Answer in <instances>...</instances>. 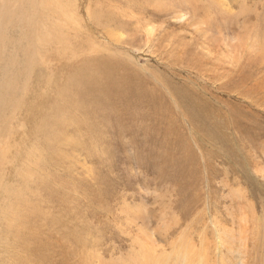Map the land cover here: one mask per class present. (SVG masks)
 I'll list each match as a JSON object with an SVG mask.
<instances>
[{
  "label": "rangeland",
  "instance_id": "1",
  "mask_svg": "<svg viewBox=\"0 0 264 264\" xmlns=\"http://www.w3.org/2000/svg\"><path fill=\"white\" fill-rule=\"evenodd\" d=\"M90 1L105 26L94 36L140 69L151 82L139 87L150 92L144 107L122 110L111 128L99 125L104 140H90L83 121L80 134L67 135L80 144L50 151L51 168L38 172L55 189L37 201L55 264L146 263L151 248L164 264H264V0ZM189 98L197 122L228 124L224 137L196 125ZM170 101L178 104L172 113ZM170 120L171 129L158 127ZM181 134L196 155L183 183L168 178L178 176L177 162L161 169L165 152L181 157ZM163 137L170 142L161 161L151 152L165 150Z\"/></svg>",
  "mask_w": 264,
  "mask_h": 264
},
{
  "label": "bare ground",
  "instance_id": "2",
  "mask_svg": "<svg viewBox=\"0 0 264 264\" xmlns=\"http://www.w3.org/2000/svg\"><path fill=\"white\" fill-rule=\"evenodd\" d=\"M92 8L90 0H0V264H55L51 255L53 240L48 233L50 224L37 207V201L46 200L55 189L38 172L51 166L54 157L50 151L80 144L76 139L69 143L67 135L74 130L79 132L83 121L89 124L83 128L90 140H102L104 131L99 125L111 128L114 122L121 121L122 110L146 104L143 94L150 91L139 86L140 81L146 85L150 79L143 78L140 69L131 68L120 52L94 36L105 26ZM80 11L87 13L88 22ZM107 28L102 34L111 37ZM152 83L154 88L158 84L154 79ZM175 94L181 99L178 92ZM168 104V113L178 107L175 101ZM188 107L192 109H188V115L196 125L210 129L208 137H224L222 129L228 127L225 121L205 117V122H197L199 113L191 98ZM158 127L171 129L172 121ZM176 131L160 132L169 135ZM163 139L165 150L158 146L151 152L161 161L170 137ZM178 147L181 157L174 159L165 152L161 169L173 168L177 162L178 176L168 178L183 183L192 174L189 156L196 159V155L191 154L194 152L188 139ZM189 202L192 208L195 202ZM185 238L190 239L189 233ZM190 249V258H186L193 263L198 253L194 255V248ZM157 254L156 249H148L146 260H142L146 263L137 264H164Z\"/></svg>",
  "mask_w": 264,
  "mask_h": 264
}]
</instances>
